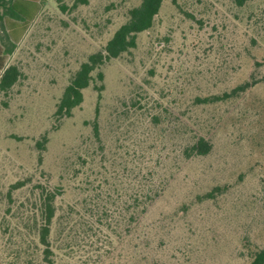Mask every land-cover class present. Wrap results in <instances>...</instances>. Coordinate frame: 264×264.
<instances>
[{
  "label": "rangeland",
  "instance_id": "rangeland-1",
  "mask_svg": "<svg viewBox=\"0 0 264 264\" xmlns=\"http://www.w3.org/2000/svg\"><path fill=\"white\" fill-rule=\"evenodd\" d=\"M77 1L44 2L10 55L0 24V65L21 73L0 90V264L41 261L39 186L59 193L55 264H250L264 248V0H165L60 120L74 74L142 0Z\"/></svg>",
  "mask_w": 264,
  "mask_h": 264
},
{
  "label": "trees",
  "instance_id": "trees-1",
  "mask_svg": "<svg viewBox=\"0 0 264 264\" xmlns=\"http://www.w3.org/2000/svg\"><path fill=\"white\" fill-rule=\"evenodd\" d=\"M165 0H142L140 5L129 11L128 21L120 26L113 37L108 41L103 51L90 55L84 63L81 64L78 71L74 74L68 86L65 88L55 112L57 119L70 118L73 111L84 101L83 91L87 89L94 80L93 73L100 70L107 62L118 59L122 55L130 52L137 47L139 34L150 30L159 14ZM250 0H235L238 6H244ZM86 4L87 0H78ZM174 4H177L173 0ZM2 8V9H1ZM65 9L64 7H61ZM41 11V5L36 4L34 0H0V24L4 30V38L8 45L5 49L6 54H12L16 49V44L21 40L27 30V25L31 23ZM24 25H21V24ZM0 71H3L0 77V90L7 92L20 78V70L17 66L11 65L7 68L0 65ZM97 78L100 82L104 81V73L99 71ZM257 82H245L230 92L222 95L205 97L198 99L200 104H210L218 101H228L240 96L253 87ZM104 86L96 87L99 97ZM94 133L99 138L98 122L94 123ZM48 137L44 136L42 141L38 142L39 148L44 150ZM211 146L208 141L201 138L192 151L197 155H206L210 152ZM24 186L23 182L13 185L14 189ZM40 198V225L38 226V245L42 248V259L36 264H55L54 251L51 245L52 224L56 215L55 202L59 193L54 190L39 186ZM213 194L205 195V198H211ZM23 258V257H22ZM22 264H26L22 261ZM27 264H33L27 262ZM250 264H264V248L258 250Z\"/></svg>",
  "mask_w": 264,
  "mask_h": 264
},
{
  "label": "crops",
  "instance_id": "crops-1",
  "mask_svg": "<svg viewBox=\"0 0 264 264\" xmlns=\"http://www.w3.org/2000/svg\"><path fill=\"white\" fill-rule=\"evenodd\" d=\"M36 4H39L41 5V10H42V7H43V3L46 2L47 0H34ZM2 9V8H1Z\"/></svg>",
  "mask_w": 264,
  "mask_h": 264
}]
</instances>
